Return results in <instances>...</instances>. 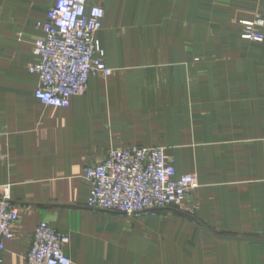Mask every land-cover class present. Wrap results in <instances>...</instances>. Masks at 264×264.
<instances>
[{
    "label": "crops",
    "instance_id": "0c3cea01",
    "mask_svg": "<svg viewBox=\"0 0 264 264\" xmlns=\"http://www.w3.org/2000/svg\"><path fill=\"white\" fill-rule=\"evenodd\" d=\"M54 1L0 0V185L19 212L2 264H28L41 221L69 234L71 264H264V40H201L200 0H87L104 9L112 72L55 107L28 70ZM229 2L225 20H264V0ZM134 145L164 147L177 175L197 177L192 213L87 205L84 167Z\"/></svg>",
    "mask_w": 264,
    "mask_h": 264
},
{
    "label": "built area",
    "instance_id": "2783aa9c",
    "mask_svg": "<svg viewBox=\"0 0 264 264\" xmlns=\"http://www.w3.org/2000/svg\"><path fill=\"white\" fill-rule=\"evenodd\" d=\"M104 16L101 5H88L87 0H55L47 8L45 19L36 24L43 33L33 46L38 59L28 66L39 80L35 98L46 105L66 108L72 96L85 93L90 77L110 75L96 37ZM239 23L241 38L264 40L261 17ZM4 159L0 152V161ZM83 175L89 182V207L125 214L180 209L186 196L199 185L194 174L177 175L170 156L158 145L110 148L101 160L87 164ZM9 189L7 184L0 185V264L5 243L12 238V227L19 219ZM68 243L67 234L41 221L33 230L26 261L71 264L64 251Z\"/></svg>",
    "mask_w": 264,
    "mask_h": 264
},
{
    "label": "rangeland",
    "instance_id": "374dc122",
    "mask_svg": "<svg viewBox=\"0 0 264 264\" xmlns=\"http://www.w3.org/2000/svg\"><path fill=\"white\" fill-rule=\"evenodd\" d=\"M214 2H215V6L217 7L216 8L217 11L215 13L216 19L211 20V18H209V14H208V12H209L208 11L209 0H200L201 40H203L202 38H207V37H211V36H222L224 34L239 37V33H240L239 21L244 20V19L238 18V19H233L230 21L225 20V17L223 15V11L225 10V8H227L229 6V3H230L229 0H214ZM206 47H207L206 44H201V54L207 53V50H205ZM203 59H204V56L202 55L200 58L201 62L203 61ZM108 68H110V67H108ZM110 70H111V68H110ZM111 72H112V70H111ZM171 160H172V158H171ZM196 189H194V190H196ZM194 190H192L186 196V200H185L184 204L178 210H183V211H186L188 213L193 212V207H191V193ZM121 214H123V213H121ZM137 214H141V213H137ZM142 214H146V213H142ZM60 232L67 234L69 236V234L67 232H63V231H60ZM69 240H70V236H69Z\"/></svg>",
    "mask_w": 264,
    "mask_h": 264
}]
</instances>
